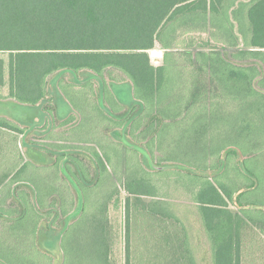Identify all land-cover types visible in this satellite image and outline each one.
I'll use <instances>...</instances> for the list:
<instances>
[{"label":"trees","instance_id":"trees-1","mask_svg":"<svg viewBox=\"0 0 264 264\" xmlns=\"http://www.w3.org/2000/svg\"><path fill=\"white\" fill-rule=\"evenodd\" d=\"M196 34H207L215 47L197 43ZM150 51H164L161 64ZM1 54L9 61L0 57V86L34 107L51 99L48 78L57 72L120 70L145 103L144 138L154 143L157 131L173 143L177 132L168 127L176 124L180 152L193 158L184 165L188 173L179 174L176 199L165 191L163 201L147 205L143 199L160 187L151 194L147 177L128 180L126 216L142 205L175 223L188 264H243L250 223L264 235V218L255 212L264 201V168H258L264 161V0H0ZM5 131L23 133L2 117ZM168 150L160 165L170 162ZM23 161L0 176V264H53L38 245L50 217L46 199L41 187L35 197L25 190L35 176H25V164L7 183ZM72 237L69 231L66 244ZM91 248L80 246L75 258L105 264Z\"/></svg>","mask_w":264,"mask_h":264},{"label":"rangeland","instance_id":"rangeland-1","mask_svg":"<svg viewBox=\"0 0 264 264\" xmlns=\"http://www.w3.org/2000/svg\"><path fill=\"white\" fill-rule=\"evenodd\" d=\"M195 38L198 41L197 43L205 45L209 50L215 47V43H213V41L207 34H196ZM149 55L151 56L152 62L159 65L162 63L164 51H150ZM0 57L3 58L8 64V54H1ZM60 72H57L48 78V83L50 84L49 89L51 90V99L46 102L39 103L37 106H35L36 109H38V107L48 109L50 111L49 114L54 118L52 121L47 122V117H45V121L39 123L41 129L46 131L52 126L55 130V133L53 134L54 140L77 141L80 143L87 142L94 144L96 148L100 147L105 158L110 162L116 175L117 172L119 173L117 169L120 168L121 163L123 162L122 160H124L123 158L126 157L125 164L128 166V170L126 169L125 173L122 174L123 177L120 176V178H122L123 180L120 179V183L116 188V192L110 193L109 196H105L97 188L95 189V193L88 190L86 191L87 194L83 196L84 206L82 215L78 219H76L75 222H73V226L69 228L70 230H68L70 231V235L74 236V241L71 242V245L69 243L66 244L65 242V250L62 247L64 253V259L62 261L59 260V257L57 255H52L46 249H44L40 245V240H38L40 249L43 251V253H45V255L51 257L53 264H63L64 260L68 262L67 264H79V259L75 258V250L78 253L80 251L79 248L82 245L92 247V256L95 259L98 258L97 261L99 260V258H105V264H127L128 262H130V264H188L186 261H184L185 252H182V250L180 249L181 244L178 240L179 227L175 223L173 224L172 221L162 222L161 220L152 216L150 213L146 212L142 208V205L140 206V209L137 206L132 207L131 216L130 218H128L126 216L125 205L126 199L129 196V193L126 190V180L128 181L130 179H133V177H135L136 175L145 176L152 183L151 185L153 187L150 186V182H148L146 185L145 189L148 190V193L153 194L152 191H154L155 189L154 186L158 188L160 187L157 196L145 197L143 199L147 205H152V203L154 202L158 203L160 201H163V199H165L163 196L165 194V191H168L170 193H168L167 195H170L172 199H176V197H179L176 194V192H179V178L182 177L179 174L188 173L186 172V167L190 166L186 164L193 162L192 157H187L185 156V154H182L180 152L184 148L183 140H180L179 144L176 143L177 138L181 136L177 134L181 130L176 131L174 129L177 127L176 124H171L168 127V132L170 130L177 132L175 136L171 138V140L174 141L173 143H171L169 140L163 141L164 138L162 137H164L165 133L157 134V131L156 135H153L155 137L154 143L152 142V144L150 142V139H148L149 136L147 138H144L143 136V143L145 144V146H147L151 155L155 153V160L158 163L160 162V158H163L164 155H166V152L164 151L166 146H168L169 148L168 152L170 157H168V160H170V162H167L166 164L174 165V168L167 171H155L151 168L150 159L146 157L143 152L138 150L139 146L133 142H130L127 135V127L123 131H116L111 133L112 135L109 134L110 131L101 133L100 130L95 128L96 125H99L101 129L105 128V126L108 128L110 127V122H108V119L103 118V115L100 113L101 111L99 112L95 110L93 100L88 97L86 98V96L90 94L89 91L91 89L88 91V88L84 87L79 91L67 86L68 84L74 83L71 73L65 74L60 79V81L62 80V85L60 86V88H58L60 81L57 84H53L52 81L55 79V77L58 76ZM89 74H94L107 80L123 79L124 81H127L124 84L132 85L131 81L120 70L113 67L103 68L101 75L96 74L92 70L86 69H82L78 72L80 80L87 79ZM6 81L8 82V75L6 76ZM93 85L95 86V89L99 88L98 82H95ZM96 91L97 92L95 96L99 97L98 90ZM9 92L10 90L8 85H5L3 87L0 86V118L6 117L10 119L8 115L2 113L1 108L3 105L17 103L15 100L9 97ZM101 94L102 96L100 98L95 97L96 101L97 99L99 100L98 108H100L102 112L104 111L106 114L111 115V110L107 106L104 99L105 93L102 91ZM56 96H62L64 98V101L67 102L65 104L61 103L58 107L56 104ZM102 101L104 103V106L110 111V113L106 112L102 108ZM141 104L146 108L145 103ZM68 106L73 111H77L78 113L82 114L83 118H81V120L78 116V121L77 123H75V129L73 131H69L70 127L64 126L71 124L70 120L71 118H73V111L68 117L61 118L59 115V111H64L65 113ZM29 107L35 108L34 106ZM38 113L40 114L41 110H38ZM36 119L33 122V124H35V127ZM19 125L22 129H24V131L32 128V126H30L31 124ZM35 127L31 129V132L35 129ZM29 133L27 132V134ZM116 133L118 135L121 134L122 136H126L127 140L131 144L137 146V148L135 149L130 147L127 150L120 149L118 143H121L123 145L126 144L114 137ZM27 134L25 135V137H23V134L21 133H8L7 131H5L4 133H0V144L3 147V150L0 151V176L7 172V169L11 166L10 164L12 162L19 159H23L37 165L41 164L40 166H43V164H45L42 162L37 163L36 161H34V155L32 154L31 156L30 152L27 151V149L24 147L25 143L23 144V141L26 140ZM30 139H33L34 141H45L49 140L50 138L44 136V134L42 133L34 132L30 137H28V140ZM16 143L19 144V151H17V149L15 150ZM187 148L189 149L190 146ZM145 151L151 157L150 153L147 150ZM124 153L126 154V156L124 155ZM39 159L40 158H36V160ZM184 165H186V167ZM242 165L245 166V164L242 163L241 165H239L241 169L243 168ZM261 167L264 168V161L263 163L261 162V164H259L258 166L259 169ZM78 188L82 192V189L79 186ZM180 195L182 199L185 200V195ZM67 201L72 202L71 204L74 210L78 207V197L75 196L69 198L67 199ZM132 202L135 203V201ZM257 203L263 206L262 208L258 207V209H256L255 211L260 214L256 216H259L262 219L264 218V201H257ZM229 207L234 212L238 211V208L234 207L232 203H230ZM74 210H72V212ZM65 223L66 218H59L55 221V227L53 229H49L48 223H44L40 229V238L43 236L48 240H59V235L61 237V233L65 227ZM244 233L246 245H244L243 249V264H264V239L261 237L262 233L256 229H251ZM80 264H82V262Z\"/></svg>","mask_w":264,"mask_h":264},{"label":"flooded vegetation","instance_id":"flooded-vegetation-1","mask_svg":"<svg viewBox=\"0 0 264 264\" xmlns=\"http://www.w3.org/2000/svg\"><path fill=\"white\" fill-rule=\"evenodd\" d=\"M102 79L104 83L103 85L99 79L95 78L85 84L71 83L67 86L79 91L84 87L88 88V91L91 89L89 91L90 94L87 95L86 98L88 97L92 99L95 110L99 112L101 111L100 113L103 115V118L108 119V122H110V127L107 128L105 126V128L101 129L99 125H96V129L100 130L101 133L110 131L109 134H111L116 131H123L127 127V135L130 142L135 143L140 148H143L150 153L149 149L142 141L145 126L143 120L144 112L142 113L141 103L144 104V101L136 96L133 82L131 81L135 98V105L132 107L130 105L122 103L114 92L115 86L120 84L122 85L127 81H124L123 79ZM61 81L59 82L58 88H60V86L62 85ZM95 82L99 83L98 89H95V86L93 85ZM96 90H98L99 97L95 96L97 92ZM102 91L105 93L104 99L107 106L111 110V115L106 114L104 111L102 112V110L98 108L99 100L97 99L96 101L95 97L100 98L102 96ZM56 98V104L58 107L61 103L65 104L67 102L64 101V98L62 96H56ZM38 110H41L42 115H40V117L36 119L35 129L27 134V138L25 141H23V143L25 142L24 147L27 149V151L30 152V155H34V161H36L37 163L42 162L45 164H43V166H40L41 164L37 165L34 163H30L29 161L26 162L28 167L25 171V176L27 175L33 178L32 175H35L34 179H32L33 183L27 185L26 188L31 195L35 196L37 194L38 188L41 187L42 197L51 198V200L48 201V206L44 209L45 214L50 215V217L46 221H44L42 225L44 223H48V228L53 229L55 227L54 224L57 219H67V214H70L72 210H74L71 204L72 202L67 201V199L75 196L79 198L78 190L75 185L79 186L82 189L83 196L87 194V190L95 193L96 188L105 196H109L110 193L116 192V188L120 183V179H122L120 178V176L123 177L122 174L125 173L126 169L128 170V166L125 164L126 157H124L120 168L117 169L119 173L117 172L116 175L110 162L105 158L100 147L96 148L94 144L87 142L80 143L77 141L54 140L53 134L55 133V130L53 129V127L51 126L49 129L44 131L39 125L40 122L45 121V117H47V122L52 121L54 118L49 114L50 111L48 109L38 107ZM72 116L73 118H71L70 120L71 124L64 125L65 127H70L69 131H73L75 129V123H77L78 121V116L80 119L82 118V114L78 113L77 111H73ZM110 119L113 122L110 121ZM21 130L23 131V137H25L29 129L27 131H24V129L21 128ZM34 132L42 133L44 134V136H47L50 139L45 141H34L33 139L28 140V137H30ZM118 145L120 149L127 150L130 148L121 143H118ZM154 154L151 155L150 153L155 163L157 165H160L158 162H156ZM124 155L126 156L125 153ZM36 158L40 159L36 160ZM30 173H32V175H30ZM35 208L39 210L36 202ZM73 224L74 223L71 224L70 228L73 226ZM42 225L40 226V229ZM68 230L63 235H61V237L59 235V240L62 244L63 249L65 246L66 235L69 232ZM72 241H74L73 237L71 239V242Z\"/></svg>","mask_w":264,"mask_h":264},{"label":"water","instance_id":"water-1","mask_svg":"<svg viewBox=\"0 0 264 264\" xmlns=\"http://www.w3.org/2000/svg\"><path fill=\"white\" fill-rule=\"evenodd\" d=\"M67 73H71L73 76V82L76 84H85L88 81L92 80V79H99L102 83H103V79L97 75L94 74H89V76L87 77L86 80H80L78 73L72 71V70H64L61 71L57 77H55V79L52 81L53 84H57L60 79ZM114 92L116 94V96L119 98V100L126 104V105H130V106H134L135 105V98H134V93H133V89H132V85L131 84H122V85H117L114 87ZM137 104V103H136ZM102 108L110 113V111L104 106V103L102 101ZM144 106L142 105V112L144 111ZM65 109V108H64ZM1 111L3 114H6L10 117V119L20 123V124H31L33 129L35 127V124H33L34 120L38 117H40L41 113H38V109L33 108V107H29V106H25L19 103H15V104H6L3 105L1 108ZM72 112V109L68 106L67 107V111L64 113L59 111V115L61 118L64 117H68ZM30 129V130H31ZM114 135V134H113ZM117 140L125 143L126 145H128L131 148H137V146H135L134 144H131L126 136H122L121 134H115L114 136ZM141 152H143L145 154L146 157H148L150 159V163H151V168L155 171H167V170H171L173 169L174 165H157L154 163V161L152 160V158L149 156V154L143 150L142 148L139 147V149ZM242 170L245 171V166L242 165ZM75 187L78 190V194H79V205L77 207V209L68 217L67 219V223L66 226L63 230V233L66 232L71 224L72 221L78 219L83 212V206H84V198H83V194L81 192V190H79L78 186L75 185ZM40 245L46 249L49 253H51L52 255H57L59 257V260L62 261L64 259V253L62 250V246L60 244V241L58 239H46L43 236L40 238Z\"/></svg>","mask_w":264,"mask_h":264},{"label":"crops","instance_id":"crops-1","mask_svg":"<svg viewBox=\"0 0 264 264\" xmlns=\"http://www.w3.org/2000/svg\"><path fill=\"white\" fill-rule=\"evenodd\" d=\"M72 111H73V110H72ZM17 123H18V122H17ZM18 124H20V123H18ZM29 132H31L30 129H29L28 133H29ZM26 134H27V133H26ZM26 162H27L26 160H24V161L22 162V166H21L19 169H17V170L15 171L14 174H12V176L7 180V183H9V182L12 180V178H13V177H14V176H15V175L21 170V168L23 167V165L27 164ZM163 165H171V164H163ZM30 175H32V173H30ZM33 175H34V174H33ZM33 175H32V176H33ZM26 176H27V175H26ZM34 176H35V175H34ZM27 177H29V176H27ZM28 189H29V188H28ZM25 190H27L26 186H25ZM0 196H1V193H0ZM32 197H35V196L32 195ZM44 199H46V200H45V204H46V207H47V206H48V201H50L51 198H48V197H47V198H44ZM78 205H79V203H78ZM76 209H77V208H76ZM76 209H75V210H76ZM75 210H74V211H75ZM237 210L239 211V209H237ZM74 211H73V212H74ZM238 211H237V212H238ZM73 212H71L70 214H67V213H66V214H67V219H68V217H69ZM66 214H64V215H66ZM67 219H66V223H67ZM75 221H76V220L72 221L71 224H72L73 222H75ZM66 223H65V226H66ZM71 224H70V226H71ZM70 226H69V228H70ZM64 228H65V227H64ZM69 228H68V229H69ZM251 229L259 230L258 227H256L254 224L250 223V226L248 227V230H251ZM63 230H64V229H63ZM259 231H260V230H259ZM64 233H65V232H64ZM64 233H63V231H62L61 235H63ZM261 237L264 239V235H263V234H261ZM39 240H40V234H39ZM242 245H243V249H244V245H246V243H245V235H244V242H242ZM243 249H242V259H241L242 262H244Z\"/></svg>","mask_w":264,"mask_h":264}]
</instances>
